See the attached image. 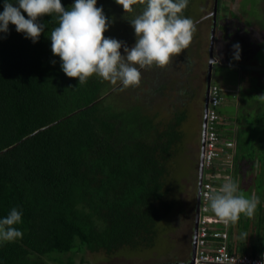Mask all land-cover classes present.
<instances>
[{"label": "trees", "instance_id": "trees-1", "mask_svg": "<svg viewBox=\"0 0 264 264\" xmlns=\"http://www.w3.org/2000/svg\"><path fill=\"white\" fill-rule=\"evenodd\" d=\"M111 1L115 0H97L96 6L109 9ZM191 2L182 13L188 18L193 16ZM73 3L61 0L66 10ZM3 4L0 0V12ZM143 8L133 5V12L141 13ZM39 22L45 27L35 43L11 22L7 33L0 32V219L12 208L22 211V222L15 227L23 232L22 239L0 243V264H91L83 250L112 252L121 245H149L154 222L170 207L162 198L164 162L184 114L176 108L172 119L157 130L153 117L135 104L119 111L112 102L103 104L98 98L103 93L102 78L94 74L79 84L78 78L66 76L60 58L52 53L49 35L58 26L55 16L45 14ZM215 27L222 31L224 25ZM203 36L196 39L204 42ZM202 52L207 58L204 43ZM211 52L218 59L213 45ZM197 53L194 58L199 60ZM222 63L218 59L216 64L236 71L234 64ZM229 77V83H215L226 100V94L230 98L237 94L230 85L239 86V79L231 73ZM161 84L165 87V79ZM191 93L180 95L183 102ZM222 117L217 133L229 136L224 127L228 116ZM252 124L257 139L249 140L247 136H253L249 130L239 128L231 147L217 148L216 162L250 196L264 182V132L259 135L258 131L264 126L260 128L257 119ZM243 136L246 143L239 138ZM257 208L259 213L264 206ZM209 214L216 216L211 208ZM246 217L241 213L234 224L215 223L227 233L230 252L243 253L253 247L241 235ZM260 243L259 237L258 247ZM65 253L69 254L62 259Z\"/></svg>", "mask_w": 264, "mask_h": 264}, {"label": "rangeland", "instance_id": "rangeland-1", "mask_svg": "<svg viewBox=\"0 0 264 264\" xmlns=\"http://www.w3.org/2000/svg\"><path fill=\"white\" fill-rule=\"evenodd\" d=\"M191 1L190 14H193L191 19L196 31L193 33L190 47L187 50H182L163 68L154 65L151 68L139 69V66H137L138 70L141 71L139 86L122 89L119 82L113 85L102 79L103 93L98 98L104 102L103 104L112 102V108L115 107L116 111L127 109L130 105L135 104L140 111L153 117L157 130L162 129L168 123L167 121L172 119L176 108L177 111H182L184 115L176 127L178 132L176 138L168 145L167 152L169 156L164 162L165 173L162 183L164 195L162 198L167 199L170 207L165 215L154 222L152 243L134 246L121 245L112 252H105L101 249L94 252L83 250L86 252V257L91 261V264L188 263L193 233L192 216L194 208L192 207L194 204L202 122L200 101L202 103V81L204 83V73L207 68L204 60L205 62L208 60L206 54L204 56L202 51L203 43L207 46L206 43L209 39L208 31L211 26L210 17L212 20V15L214 21L216 20L215 23L224 25L222 31L215 30L213 52L214 54L217 53L218 59L224 62L222 64H234L231 67L235 68L236 71L229 69L230 67L211 64V81L222 85L226 80L230 81L229 73H231L235 80H241L238 81L237 94L243 102L240 105L235 103L237 97L235 98L234 94L231 99L229 96L228 100H224L218 106V111L222 116L241 120L244 127L249 130V135H253L247 136V138L252 141L257 139L256 132L252 128V123H255L256 118L252 117L251 109L254 104L252 100L255 98L256 93H264V68H261V66H264V0H216V8H213L214 0ZM113 2L109 3V9L103 10L110 21L109 28L105 31L104 36L123 41L131 48L135 44L136 36L128 20L133 19L140 13L138 11L124 13L122 6L115 1ZM244 23L256 25L257 31L263 33V39L259 38V35L251 28L246 32L245 26L249 28L250 24L245 25ZM233 32L235 33L231 35ZM238 34L244 35V40L251 49V55L246 56L247 52L240 47L244 45V40L241 43L242 39ZM201 35H204L203 38L206 37L204 42H202L204 39H196V37L201 38ZM229 36L235 42L234 44H239V48H241L238 60L234 59L232 52L228 53L229 41H232ZM194 43L200 44L194 46ZM120 51L123 55V48ZM188 51L190 54H188ZM196 53L201 59L194 58ZM159 72H163L164 76H162L163 73L159 75ZM164 79L165 87H161V82ZM169 80H171V83H168ZM157 87H159V90ZM235 87L237 88V85ZM236 88L232 90H236ZM188 92H193V94L191 93V96L187 95L186 103L183 102L180 95H186L184 93ZM192 99L196 101L192 102ZM258 100L264 102V94ZM245 105L249 106V110L245 108ZM224 124V127L228 128L229 123L225 121ZM263 126L264 115L260 128ZM258 131L259 135L264 132V130ZM240 138L243 143L247 142L245 136ZM221 182L225 183L226 180L221 179ZM248 190L250 191V188ZM237 194L251 198L246 190L240 189ZM155 205H158V203H155ZM249 222V217H246L244 230L247 235L249 233ZM261 236L264 240V230L260 236H249L248 240L254 243L259 241ZM67 254L69 253L62 254L60 257L65 259ZM73 258L77 260L78 253H74Z\"/></svg>", "mask_w": 264, "mask_h": 264}, {"label": "clouds", "instance_id": "clouds-1", "mask_svg": "<svg viewBox=\"0 0 264 264\" xmlns=\"http://www.w3.org/2000/svg\"><path fill=\"white\" fill-rule=\"evenodd\" d=\"M115 2L122 6L124 13L133 12V5L144 6L139 15L128 20L136 36L135 44L131 48L123 41L104 36L110 21L102 7L96 6L97 0H74L67 10L62 6L61 0H4L3 11L0 12V32L7 33L11 22L17 32L23 33L35 43L45 27L39 22V18L45 14L51 17L54 15L58 26L54 27L49 35L51 51L60 58V67L66 76L78 78L79 84H85L88 78L95 74L113 85L119 82L122 89L139 86L141 71L137 66L139 69L151 68L154 65L166 67L175 56L189 47L196 28L191 18L182 15L188 0ZM21 10L28 18H25ZM233 48L234 59L238 60L239 45H233ZM210 63L216 64L218 59L210 60ZM204 75L206 76V70ZM210 82L211 74L208 84ZM204 91L205 79L202 103L200 101L202 115L204 99L206 106ZM224 100L226 99L223 97L221 103ZM223 136L230 137L225 134ZM225 180L218 191L209 194L212 211L225 224L236 223L241 213L252 217L260 203L259 197L253 195L249 199L238 195L239 185L233 182L231 177H226ZM21 222L22 211L16 208H12L5 218L0 219V243L22 239L23 232L15 227ZM241 235L244 239L248 236L246 233Z\"/></svg>", "mask_w": 264, "mask_h": 264}, {"label": "built area", "instance_id": "built-area-1", "mask_svg": "<svg viewBox=\"0 0 264 264\" xmlns=\"http://www.w3.org/2000/svg\"><path fill=\"white\" fill-rule=\"evenodd\" d=\"M223 101L220 88L210 82L207 86L206 106L204 111V132L201 153V181L198 196V213L195 227L194 252L192 264H264V240L255 249L243 253L230 252L226 247L227 233L218 224V217L210 215L209 194L223 184L221 179L228 174L220 171L218 147H231V138L219 136L216 124L221 120L218 106ZM226 164L227 159L222 160ZM206 169V172H205ZM221 222V221H220ZM223 223V222H221ZM218 225V226H217ZM215 237L220 240L215 241ZM216 245V246H215Z\"/></svg>", "mask_w": 264, "mask_h": 264}, {"label": "crops", "instance_id": "crops-1", "mask_svg": "<svg viewBox=\"0 0 264 264\" xmlns=\"http://www.w3.org/2000/svg\"><path fill=\"white\" fill-rule=\"evenodd\" d=\"M248 24H250V27L248 28L247 26H245V29H246L245 31L247 32L251 28L259 35V38L263 39V33L257 31L256 25L253 26V23H245V25H248ZM263 26H264V24H263ZM252 27H255V28H252ZM232 34H234V33H231V35ZM238 35H240V39H242V41H241V43H242L243 40H244V35L243 34H238ZM230 36H229V38L232 40V38ZM234 43L235 42L232 40L231 42L229 41V45H228V51L232 52L233 55H234V52H235V49L233 48V45H236ZM240 47L243 48V50L247 52L246 56H249V54L251 52V49L248 46L246 40H244V45H242ZM241 48H239V50ZM239 81H241V80H239ZM236 85H237V83H234V84L232 83L230 86L235 87ZM236 90H237V88H236ZM262 94H264V93H256L255 98L252 100L254 104H253V107L251 109L252 110V115L258 116L260 118V119L256 118L257 119V125H259V126H261V124H262V117L264 115V102H260L258 100V99H260L262 97ZM226 97L229 98V95L226 94ZM236 97H237V99L235 100V103L238 104V103H240V101H238L239 100V96L237 94H235V98ZM241 103L243 104V102H241ZM233 105H235V104H233ZM245 108H247L249 110V106L248 105H245ZM221 119H224L222 117V115H221ZM228 120H227V122L229 123V126H228V128L225 131L230 132L228 135L231 136L235 140V137L237 136V130L239 128L243 129V127H244L243 124L244 123L241 122V121H238L237 118L231 120V118L228 117ZM232 123H233V125H231ZM234 132H236V134ZM252 191L250 193L259 197V200H260L259 206L263 207L264 206V182L260 186H255L254 190H252ZM251 197H252V195H251ZM258 211H259V208L256 209L255 214L252 217H249V220H250V222L248 224L249 225V233H248V237H246V239L247 238L249 239V236H254V235L255 236L259 235L260 236V234L264 230V208H263V210H261V212L258 213ZM257 216H260L262 218L259 220V219H257ZM245 233L247 234V232H245ZM260 238L262 240L263 236H261ZM258 243H259V241H256V242L252 243L253 247L255 245V247H254L255 249L258 248V246H257Z\"/></svg>", "mask_w": 264, "mask_h": 264}, {"label": "water", "instance_id": "water-1", "mask_svg": "<svg viewBox=\"0 0 264 264\" xmlns=\"http://www.w3.org/2000/svg\"><path fill=\"white\" fill-rule=\"evenodd\" d=\"M216 0L213 2V8H215ZM212 23L209 29V39H208V49H207V55H208V61H207V68H206V76H205V91L204 95H206V88L207 84L210 79V69H211V63L210 60H213L214 57L212 56V45L214 40V30H215V23H214V16L212 15ZM204 107H205V99L203 101V115H202V122H201V135H200V148H199V155H198V161H197V181H196V190H195V196H194V204H195V210L193 215V233L191 236V245H190V257L188 260V264H192V256L194 252V237H195V227H196V219H197V213H198V196H199V185L201 181V153H202V143H203V132H204Z\"/></svg>", "mask_w": 264, "mask_h": 264}, {"label": "flooded vegetation", "instance_id": "flooded-vegetation-1", "mask_svg": "<svg viewBox=\"0 0 264 264\" xmlns=\"http://www.w3.org/2000/svg\"><path fill=\"white\" fill-rule=\"evenodd\" d=\"M213 43H214V40H213ZM207 45H208V42H207ZM192 208H194V210H195V204H193V207ZM194 210H193V215H194Z\"/></svg>", "mask_w": 264, "mask_h": 264}, {"label": "bare ground", "instance_id": "bare-ground-1", "mask_svg": "<svg viewBox=\"0 0 264 264\" xmlns=\"http://www.w3.org/2000/svg\"><path fill=\"white\" fill-rule=\"evenodd\" d=\"M229 250V249H228Z\"/></svg>", "mask_w": 264, "mask_h": 264}]
</instances>
